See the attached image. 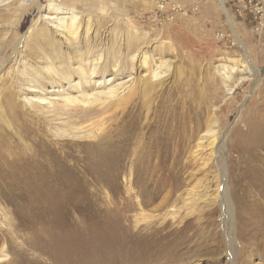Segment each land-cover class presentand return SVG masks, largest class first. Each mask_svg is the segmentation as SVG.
I'll return each mask as SVG.
<instances>
[{"label":"rangeland","instance_id":"1","mask_svg":"<svg viewBox=\"0 0 264 264\" xmlns=\"http://www.w3.org/2000/svg\"><path fill=\"white\" fill-rule=\"evenodd\" d=\"M22 1L23 14L10 26ZM39 1L41 8L37 0H0V258L13 264H264V27L256 28L264 21V0L241 16L244 0H227L234 29L218 0L216 11L207 0H172L189 11L172 21L154 0H55L99 27L110 63L117 34L137 32L162 85L141 91L149 70L138 69L136 58L131 71L122 47L115 81L103 58L90 65L100 72L87 92L63 80L81 101L64 125L39 105L41 88L32 74L47 80L65 57L75 82L80 75L73 67L81 61L70 58L62 33L61 54L54 56L30 31L33 20L45 22L40 16L50 0ZM132 81L136 94L126 107L110 108L117 100L106 92ZM188 103L199 109L196 118ZM167 120L183 129L186 153L147 156L146 132L159 140ZM210 124L213 143L198 146ZM219 168L226 175L225 203L215 197ZM198 179V190L210 197L199 200L194 189L184 201L181 194Z\"/></svg>","mask_w":264,"mask_h":264},{"label":"bare ground","instance_id":"2","mask_svg":"<svg viewBox=\"0 0 264 264\" xmlns=\"http://www.w3.org/2000/svg\"><path fill=\"white\" fill-rule=\"evenodd\" d=\"M25 2L26 1H22L21 4L16 8V10L12 11V13L10 14V19H13L11 17H14V20L9 23L10 26L14 25V23L23 14ZM37 5L39 8H41V3L39 0H37ZM221 7L227 16L229 25L232 27V29H234L232 16L225 0H221ZM46 9L48 10V12L40 16V19H43L45 21L44 24L39 25L37 23L39 19L33 20L30 27V31H34L35 37L37 39H40L42 43L44 42L45 45H47V49H49L50 53L54 56L61 54V43L58 42L60 40L57 39V35L59 36L58 33H62L70 42L69 44H67L70 54H72L70 58H72L73 60L79 59L81 61L78 67H73V69L76 70L77 73L80 75L78 80L75 82L73 79H71L72 71L65 57L64 62L57 65L56 69L53 72L54 74L47 78V80H44L45 77H43L42 74H32L33 76H35V80L33 81L34 85L41 88L42 96L41 101H39V105H41V108H43V110H45L46 113L51 116V119H53L54 121L56 120V122L61 125H64L67 123L68 119H73L72 117H70L72 114L79 113V111H73L70 107L77 106L78 104H80L81 101L77 98L76 95H73L72 92L68 91V89L64 87L63 80H66L68 82V86H70L73 91L87 92L88 90H90L93 87V84H96V82H93L92 79L97 76L100 72V70L96 69L95 66L94 68H91V66H93L94 60L103 58V53L105 50H103V47L101 45V34L98 29L99 27L96 28V26H93L94 24L92 23L90 18L82 19V15H80V13L77 12L75 8L68 7L66 4H64V2L59 3L55 0H50ZM59 14L61 15L60 17L58 16ZM233 32H235V30H233ZM117 38L118 44L115 45H117L118 49L115 53L120 54L122 47H125V49L129 51L128 58L131 64V66L129 67L130 70H133L135 66L134 60L136 58L138 60L135 63L136 66L138 65V69L139 67H147V70H149L148 76H146L145 78H143L144 76H142L143 82L140 90L144 92H154L159 85L158 82L153 79L155 78V76H157V72L155 71L157 69H151V61L153 60L151 55L144 51L143 43H145V41H140V37L135 31L130 32L128 34H124V38L117 34ZM19 41H21V39ZM19 51L20 50L17 48L15 50V54L19 55ZM118 54L114 56L112 63H110L111 61H108V57L104 56L103 58L104 60H106V63L103 67L105 69L104 71H108L107 65H109L110 63L114 73L111 79H114V81L116 80V78H119V75L122 74V62L120 61ZM95 55H97V57H95ZM164 63L165 62L160 61L158 64H155L156 66H162V64ZM27 72L29 71L27 70ZM36 75L38 76L36 77ZM47 84H50L51 87H53V90L48 91V88L45 87ZM105 84L106 82H104V85ZM125 85L126 84L120 86L115 85L116 87H112L109 91L106 92L110 98L117 100L111 105L110 108H125L126 106L122 105H127L128 100L131 99V95L136 94V92L132 90L133 87H136L134 81L130 82L126 86ZM159 86L162 88V85ZM57 87L59 88L56 89ZM80 88H82V90H80ZM187 108L188 110L192 111L193 114L191 115V117L193 118H196L200 114L199 109H195L192 103H188ZM111 118L112 117L110 116L109 119ZM185 118H187V116H185ZM156 121L159 122V118ZM171 124H173V122L170 120L164 122V126L160 127L159 130L162 131L163 135H161V137L157 141H154V139H152V137L155 138L153 134L146 132V141L143 146V151L147 153V156L154 155L155 153H157V151L161 155L172 154L175 157H179L186 153L187 150H185L184 147L185 135L183 129L170 128ZM215 134L216 130L214 128V125H208L207 129L201 134V136H199L197 145L200 146L201 144L207 141L212 144V139ZM171 140L174 141V144L172 146L168 145L169 147L166 146V148H161L162 145H164L165 143L168 144V142ZM112 144V140L108 139V145L110 146ZM262 145L264 147V144ZM198 180L191 188L186 189L184 191V194H181L182 196L186 195L185 197H183L184 201L191 199L189 195H194V189L197 190L196 194H198L199 200L203 199L207 201V199L210 197L205 192V194H202V191L198 190L201 187V181ZM225 180V172L219 168V173L216 175L218 188L215 197L220 200V202L224 203L225 200H227V186ZM209 187L210 185L206 184L203 189L207 191ZM5 260H7V264H13L12 260H8V257L0 258V263L4 262Z\"/></svg>","mask_w":264,"mask_h":264},{"label":"built area","instance_id":"3","mask_svg":"<svg viewBox=\"0 0 264 264\" xmlns=\"http://www.w3.org/2000/svg\"><path fill=\"white\" fill-rule=\"evenodd\" d=\"M254 1H259V0H251L250 3H247L245 0L243 1L244 8L238 9L239 12L241 13L240 16L243 14V11L245 12V11L249 10L248 8L252 5V3H254ZM154 2H155L156 9L161 13H165L166 19L168 21H172L177 16L185 15L189 12V11H187V9L182 4L174 2L172 0H154ZM241 9H242V11H241ZM195 10L196 11L198 10L197 6L191 8L192 12ZM259 10L261 11L260 8H259ZM263 27H264V21H262L261 26H257L256 28L258 30H263Z\"/></svg>","mask_w":264,"mask_h":264},{"label":"crops","instance_id":"4","mask_svg":"<svg viewBox=\"0 0 264 264\" xmlns=\"http://www.w3.org/2000/svg\"><path fill=\"white\" fill-rule=\"evenodd\" d=\"M175 1H178V0H175ZM180 1H182L183 2V0H179L178 2H180ZM219 1V4L221 3V0H218ZM225 1H227V0H225ZM181 2V3H182ZM216 2V0H207V8L208 9H210V10H214V11H216V9H215V3ZM221 7V6H220ZM227 7L229 8V9H231L232 10V6H231V4H230V2L228 1L227 2ZM231 13V12H230ZM233 13V12H232ZM178 17V16H177Z\"/></svg>","mask_w":264,"mask_h":264}]
</instances>
